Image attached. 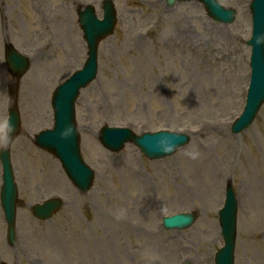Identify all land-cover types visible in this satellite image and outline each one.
Listing matches in <instances>:
<instances>
[{
	"label": "rangeland",
	"instance_id": "obj_1",
	"mask_svg": "<svg viewBox=\"0 0 264 264\" xmlns=\"http://www.w3.org/2000/svg\"><path fill=\"white\" fill-rule=\"evenodd\" d=\"M219 1L237 10L232 23L214 21L195 0H114L115 29L100 42L97 78L76 107L82 153L96 169L92 190L82 193L34 136L53 124L56 85L86 59L76 9L93 4L102 16V0H0V150L14 103L4 41L32 62L20 81L22 125L11 146L18 238L9 245L0 208V261L216 264L224 244L218 211L232 182L239 200L235 264H264V104L246 130L231 129L250 79L251 0ZM104 124L136 133L177 130L189 133L190 143L161 159L130 142L114 152L99 140ZM50 197L65 203L51 219H37L31 206ZM185 210L197 214L193 226L162 227L163 215Z\"/></svg>",
	"mask_w": 264,
	"mask_h": 264
},
{
	"label": "water",
	"instance_id": "obj_2",
	"mask_svg": "<svg viewBox=\"0 0 264 264\" xmlns=\"http://www.w3.org/2000/svg\"><path fill=\"white\" fill-rule=\"evenodd\" d=\"M202 1L206 3L209 13L216 20L225 22L233 21L235 14L234 9L224 8L217 0ZM169 2L173 3L174 0H169ZM104 10L105 16L101 20L97 18L92 6H89L83 11V18L81 21L84 23L86 38L89 43V59L84 68L77 72L72 80L62 85L61 92L58 91L57 96L53 100L56 111L55 128L52 130H45L39 135L38 139L41 145L55 152L61 159L72 180L83 190L90 188L93 175L88 171L81 157L79 134L75 122L74 102L80 88L90 82L95 76L99 40L112 32L116 22V13L112 1L106 0L104 2ZM252 10L255 23V33L251 39L255 48L253 56L254 71L248 95V105L242 117L234 125L236 131L243 130L251 123L260 105L264 102V0H253ZM8 55L12 68L25 71L28 65L25 57L13 49L9 51ZM14 60H16L18 64L11 63ZM14 113L15 114H11L8 123L10 138L19 130V114L17 111ZM106 132L120 133V140H114L113 136H107ZM129 132V130H124V128L107 127L103 130L102 140L105 145L112 146L114 149H119L123 146L124 142L132 139L140 145L144 153L151 157H161L173 152L176 147L181 144V140L184 137L181 134L174 133L172 138H164L163 135L165 133L152 134L149 132L141 136H135ZM2 161L4 166L2 199L5 210L10 217L11 240H13L16 185H14L12 181V170L8 149L3 150ZM59 205V200H51L44 204L37 205L34 210L39 216L49 217ZM194 218L195 215L192 213H180L166 217L165 221L169 227H183L190 225L194 221ZM220 221L225 245L218 251L216 261L217 264H234V248L237 232V200L232 185L229 186L226 205L220 211Z\"/></svg>",
	"mask_w": 264,
	"mask_h": 264
},
{
	"label": "clouds",
	"instance_id": "obj_3",
	"mask_svg": "<svg viewBox=\"0 0 264 264\" xmlns=\"http://www.w3.org/2000/svg\"><path fill=\"white\" fill-rule=\"evenodd\" d=\"M192 155L194 156V155H196V153H192Z\"/></svg>",
	"mask_w": 264,
	"mask_h": 264
}]
</instances>
